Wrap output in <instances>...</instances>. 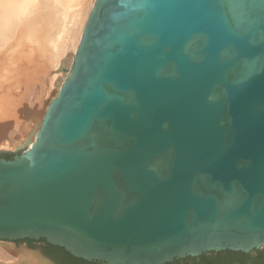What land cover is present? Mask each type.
<instances>
[{
    "label": "water",
    "instance_id": "1",
    "mask_svg": "<svg viewBox=\"0 0 264 264\" xmlns=\"http://www.w3.org/2000/svg\"><path fill=\"white\" fill-rule=\"evenodd\" d=\"M264 250V0H96L24 153L0 242L66 264ZM27 241H34L31 243Z\"/></svg>",
    "mask_w": 264,
    "mask_h": 264
},
{
    "label": "bare ground",
    "instance_id": "2",
    "mask_svg": "<svg viewBox=\"0 0 264 264\" xmlns=\"http://www.w3.org/2000/svg\"><path fill=\"white\" fill-rule=\"evenodd\" d=\"M85 2L86 0H0V52H2L0 63H4L3 59L17 60L13 53L27 45L28 40L37 46L42 45L39 46V56L34 54L35 48L26 49L24 55L37 57L34 63H37L39 68L34 66L37 71L34 68L35 71L30 70L28 76H24V80H18L17 83L14 81L15 84L12 83V85L16 90L7 95V99H4L5 101L1 104L3 111L2 115L0 114L2 117L0 124L9 121V128L6 137L0 140V150L17 151L21 148L29 150L34 144L40 122L29 119L26 114L24 119L20 118L24 113L22 107L27 102L29 105V101L32 105L31 103L35 101L33 93L36 89L39 90V94L45 93L44 74L48 70L46 64H50L51 60H55V64H58L67 48L74 53L77 52L88 11L91 8L89 5L84 7ZM64 64L66 66V62ZM52 80L55 79L52 78ZM61 84L62 80H59V87ZM22 99L25 101L23 106ZM30 105L29 107L32 108ZM27 117L29 120L26 121ZM14 118L16 120L20 118L22 121L15 124ZM0 264L52 263L37 251L17 248L13 243L0 242Z\"/></svg>",
    "mask_w": 264,
    "mask_h": 264
},
{
    "label": "rangeland",
    "instance_id": "3",
    "mask_svg": "<svg viewBox=\"0 0 264 264\" xmlns=\"http://www.w3.org/2000/svg\"><path fill=\"white\" fill-rule=\"evenodd\" d=\"M95 1L96 0H86V2L84 3V7L86 5L87 6L89 5L91 7L88 11L87 16H89ZM35 37L38 38L37 36H35ZM26 44L27 45L20 47L18 51H15L13 53L15 55L14 57L17 58V60H15V61H12V60L6 61V59L5 60L3 59V61L1 60L4 63H0V99H2V96H4L5 98L3 97L2 101H0V114L3 111L1 104L5 101L4 99H7V97H8L7 95L11 94L13 92V90H16V89H13L12 83L14 81H15V83H17L18 80H24V76L27 77L28 76L27 74L29 73V71L32 69L34 70V68L36 66L39 68V65L37 63H34V61L36 60L37 57L36 58L35 57H27L24 55V53L26 52V49H34L35 48L34 54L39 56V54H40V52H39L40 47L39 46H42V45L40 44L39 46H37V44L31 43V42H29V40H28V42H26ZM29 45H31V46L28 47ZM45 48H47V47L45 46ZM0 53H2V52H0ZM74 55H75V53L71 49L67 48L64 50V53L61 55V58H60V61L58 64H55V60H53V61L51 60L50 64H46V67L48 68V70L45 71V74H44V79L46 81V83H45L46 84V91H45V93L42 92V94H39V90H37V89L34 91L33 97H35V101H34L35 103L32 102L31 103L32 105H30V101H29V105L32 106V108L29 107V105L27 104L28 102L23 106L25 101H24V99H22L23 101H22L21 105L23 106L22 110L24 113L20 116V118L24 119L26 117L25 116V114H26L29 117V119L32 118L31 120L35 119L36 121L38 120L39 122H41L49 102L56 97V95L59 91L58 89L60 87L58 85V81L62 80V82H63L69 73ZM64 62H66V66H65ZM36 69L37 68H35V70ZM52 78L55 80H52ZM51 81H52V83L49 84V82H51ZM15 83H13V84H15ZM36 83H39V82L36 81ZM46 92H47V94H46ZM36 96H37V98H36ZM40 113H41V115H40ZM1 115H0V119H2ZM34 115H36V116H34ZM28 117H27L26 121L29 120ZM19 119L17 118V120H18L17 121L16 118H14L15 124H17L19 121H22L21 119L20 120ZM8 125H9V121L4 122V124H2V123L0 124V140H2L3 138L6 137V134L8 133L7 129L9 128ZM5 151H13V150H5ZM14 152L24 153L25 148H21L20 150H17Z\"/></svg>",
    "mask_w": 264,
    "mask_h": 264
},
{
    "label": "trees",
    "instance_id": "4",
    "mask_svg": "<svg viewBox=\"0 0 264 264\" xmlns=\"http://www.w3.org/2000/svg\"><path fill=\"white\" fill-rule=\"evenodd\" d=\"M27 242L36 243L34 241ZM39 243H43L51 253L64 260L66 264H97L74 258L66 253L63 249L48 245L43 240ZM172 264H264V250H260L252 254H243L229 251L221 253H211L206 257L177 260Z\"/></svg>",
    "mask_w": 264,
    "mask_h": 264
}]
</instances>
